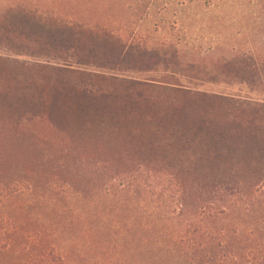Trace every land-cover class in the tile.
<instances>
[{
    "label": "rangeland",
    "instance_id": "374dc122",
    "mask_svg": "<svg viewBox=\"0 0 264 264\" xmlns=\"http://www.w3.org/2000/svg\"><path fill=\"white\" fill-rule=\"evenodd\" d=\"M110 36L181 64L145 55L101 68L67 49L92 44L104 56ZM242 57L260 72L259 90L222 72ZM50 67L264 99V0H0V262L53 246L74 264H179L166 251L193 220L195 207L180 215L182 188L193 202L204 182L195 145L183 149L168 133L161 150L122 146L133 134L116 142L113 122L92 115L99 102L52 100V87H81L82 76ZM134 116L122 132L137 135Z\"/></svg>",
    "mask_w": 264,
    "mask_h": 264
},
{
    "label": "trees",
    "instance_id": "16d2710c",
    "mask_svg": "<svg viewBox=\"0 0 264 264\" xmlns=\"http://www.w3.org/2000/svg\"><path fill=\"white\" fill-rule=\"evenodd\" d=\"M73 34L80 37L77 32ZM103 40L110 44L103 47L104 56L89 43L81 46L72 42L67 49L82 50V64L94 63L101 68L117 69L125 59L139 61L145 55L156 57L155 65L181 64L174 53L160 55L138 44H124L113 36ZM75 53L71 56L80 57ZM86 57L94 58L84 60ZM49 69L82 76L81 87H52L49 91L52 100L76 97L99 102L92 115L113 122L116 142L133 134L130 144L122 146L138 142L140 146L161 150L157 138L168 133L183 149L195 145L190 148L195 156L193 171L201 174L204 181L198 189L199 201L191 202L190 194L182 188L180 215L189 216L190 207L196 209L190 215L193 220H188L189 227L171 236L179 248L166 251L174 258L180 256L179 264H264V99L115 74L80 72L68 67ZM222 72L245 83L252 91L259 90L255 86L261 79L260 72L250 58H234L222 65ZM109 99L116 101L117 108L106 103ZM87 105L82 103V110ZM134 115H138L141 125L134 130L137 135L130 130L122 132V127L128 124L119 123ZM225 220L232 223L225 226ZM26 256L13 264H74L53 246L41 253L27 250Z\"/></svg>",
    "mask_w": 264,
    "mask_h": 264
}]
</instances>
